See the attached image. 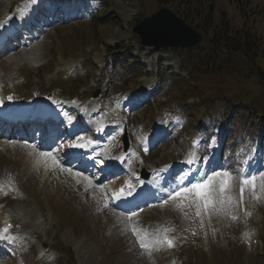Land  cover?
<instances>
[{"label":"rangeland","instance_id":"374dc122","mask_svg":"<svg viewBox=\"0 0 264 264\" xmlns=\"http://www.w3.org/2000/svg\"><path fill=\"white\" fill-rule=\"evenodd\" d=\"M159 1L164 3L171 0ZM191 1L194 4V1ZM207 2H210V5L212 6L210 9V19L213 18L216 23L221 22L223 19L228 20L232 30L248 29V32L251 34L257 32L259 35L264 36V26L261 27L258 24L261 23L264 16V0H250L248 4L247 1L244 0H207ZM196 3L203 5V3H206V1L198 0ZM116 4L118 8L117 14H109L107 17L109 19H114L115 16L121 15L125 19L124 23H120L119 25L116 23L110 24L111 26H108L107 24L106 26L94 27L92 22H90L86 24L89 26L77 24L75 27L70 26L69 28H63L60 26L62 28L57 29L56 27L59 26L54 25L47 31L39 33L40 38L37 41L39 45L38 48L36 51H31L35 47V45H32L29 50V55H21L22 59L24 58V60L18 64L17 70L12 71L8 66V61L11 63L12 60L10 59L12 58H0V78H2V89H0L1 98L8 100L12 92L13 96L15 97L14 99H20L24 103L30 102L34 96L38 94H40L42 97L48 98L49 100H51V98L58 99L61 100L60 109L67 118L77 117V113L79 112L77 107H79L81 110L83 108L87 109L88 105H92V112H100L101 108L99 102L96 100H91V96L96 91H101V96L103 93V88L106 87L108 81L110 85L111 74L106 72L107 64L110 62L108 55L112 56L113 59H117L119 55L117 52L112 53L109 49L103 46L102 43L106 41L107 44L112 46H118L123 43L127 44L128 42L132 43V26H135L137 23L144 20L142 14L145 12L140 0H116ZM4 11H6L5 4L0 7V24H2V26V20L4 18L2 15ZM254 11L259 12V15L254 13ZM105 12L106 11L101 13ZM149 15L150 11L146 13V17ZM12 19L13 18H11V20ZM200 21L206 24L207 18L202 17ZM0 30H3V28L1 27ZM86 33H89V35H84L82 37V35ZM91 40H97L98 49H93L87 44ZM132 44L135 46L136 41ZM235 47H237V45ZM87 48L91 52L90 59L88 61L84 58H81V56L86 57L88 55L85 51ZM138 48L139 46L136 45L135 49L138 50ZM146 50L147 51L144 52L146 59H144L143 62L147 64L149 67L148 69H151L153 68L152 53L148 51L149 49ZM22 51L23 50H17L16 52L19 54ZM37 51H39L38 54H36ZM70 54H77L79 57L77 59ZM222 56L226 62L225 67L228 71L224 77L222 73H220L222 78H218L216 81H206L204 78H202L203 75L191 70L189 71L190 78L183 85L181 94H177L178 98H176V100H179L180 102H185L191 99L196 101L205 100L211 95L210 91L214 89L217 83L225 82L230 77L232 79L234 72H240L241 66L239 63L233 62L230 67V56L224 52ZM262 57L263 52H259L258 56H254V59L260 61ZM86 61L89 72V75L86 77L87 83L85 81H81L79 76H74L68 73L71 67L83 64ZM1 68H3V70H1ZM255 69L256 66H253V71ZM121 73L124 75L127 73V71H121ZM251 73L252 71L250 72V70L246 71L245 74H247V76L245 77H249ZM254 80L255 79H253L252 82ZM59 84H62L63 86ZM222 84L226 86V83ZM243 86H246L245 97L241 95L243 91H239L243 89ZM253 86H249L247 82L236 86V89L239 91V93H241L239 94V99L241 102L248 101L249 89H251ZM70 87H74L78 92L76 96L71 95ZM122 87L125 88L124 84ZM141 87H139L140 89H138V93L142 91L143 88ZM56 91H58V93H56ZM185 94L187 97L184 96ZM75 97H77V99L74 100L73 98ZM87 101L92 103L87 104ZM159 108L161 107L159 106L156 108L157 115L160 114L158 111ZM90 114L91 112L89 115ZM140 114L141 119H147L149 117L146 110ZM176 139L178 142L176 144H171L172 147L169 151H167V146L160 153H173L174 155H180L185 147H187V142L185 140L181 141L180 136ZM26 147H28L29 150H35V148L31 146H25V148ZM54 149L55 147H51L52 151H54ZM21 152V149L16 147L7 151L3 150L1 154L9 155V160L12 159L14 166L17 167L19 171L21 170L22 173L23 171L26 172V166H31L32 163L27 158L26 154L23 153L22 155ZM18 153H21V156ZM57 158V162L61 163L63 166V168H61L59 165H57V169H59V172H56L57 177H53V175H44L39 172L33 173V175H31L32 180L30 177L24 176V179L29 180H24V183L26 182L28 184L27 186L29 191L34 196L39 197L43 203L53 199V197L56 199L63 197L65 191L62 188H64L65 184L68 182L72 183V188L76 186L71 180L72 177L67 175L68 170L62 163V158H60L58 155ZM5 160L3 162L6 164L7 162H5ZM8 164L10 165L12 163ZM41 164L43 165V163ZM41 164L39 166H41ZM34 166L36 167V163H34ZM66 170L67 172L64 173ZM29 172L32 173L30 170ZM96 188H99L98 196H96L95 193L94 195L89 193L84 199L85 203L78 199L80 205L74 215L75 220H72V222L77 223L76 227L78 234L80 235L78 236L75 232L76 238H74L73 228L65 225L64 222L60 221L53 215L52 223L55 224L53 228L44 227L40 229H33V231H36L39 234V239L35 242L37 248H39L41 245L43 246V244H52V240H58L63 241L72 247L77 252V255H79L82 249L80 245L81 243L84 245V259L88 261V264H145L142 258L141 250L135 245V242L128 233L125 224H117L116 230L114 229L113 232L114 227L110 223L92 215V210L89 206L92 208L97 206L100 209L99 213H105L106 208L105 203L102 201L104 197L102 188ZM71 192L74 194L73 190ZM94 196H96L98 200H95ZM171 209L172 210L169 212H159V214H167L170 217L174 215L176 221L186 225V214L184 212L183 206H181L179 203L174 205V203L171 202ZM228 209L233 212L231 208ZM63 211L66 212L65 209ZM205 211L208 218L214 214H217L215 209L209 208L205 209ZM77 220H84V223L87 224L86 235L83 234L85 230L84 225L82 223L79 224ZM233 221L235 220L230 219L231 231H233V228L235 227ZM215 222L216 217H213V223ZM63 230L64 233L62 234L61 232ZM105 231H107L109 234H105ZM226 231L228 232L227 229ZM235 241L236 240H232V247L236 250L237 245L235 244ZM247 247L249 246L246 245V248L242 249L240 246H238L241 257H243V262L244 258H246L248 264H264V257L260 255H252L251 252H248L249 249ZM221 256L225 258L224 253H221ZM224 263V260H217V264ZM232 263L242 264V261L237 255L236 259H232Z\"/></svg>","mask_w":264,"mask_h":264},{"label":"snow or ice","instance_id":"6c2138e0","mask_svg":"<svg viewBox=\"0 0 264 264\" xmlns=\"http://www.w3.org/2000/svg\"><path fill=\"white\" fill-rule=\"evenodd\" d=\"M9 99H12L9 97ZM3 101H0L2 103ZM48 155H51V153H47ZM195 161L189 160L185 161L186 164H193ZM204 164H207V160L203 161ZM213 176L219 177L220 172H217L213 170L212 173H205L199 180L196 179H190L188 183H185L183 185H177L175 189L171 193H169V197L171 199H177V198H185L190 195L194 200L199 201L200 204H197V208L199 209L201 204L204 209H209L214 206L215 204V196L217 195V189L215 182L213 180ZM226 177H230L229 173H225ZM243 185H251L253 190L256 188V177L251 176L250 178H244L242 181ZM230 185V179H224L221 181L219 186V195L223 197V194L227 191L228 187ZM244 188H241V195H243ZM130 195V193H129ZM149 195V193H146L144 196ZM143 196V197H144ZM119 201H122L124 203H135L137 197L133 196L131 200L128 199V196H120L116 198ZM167 202V199L164 201ZM223 199H221V204H223ZM197 216L200 215V211L198 210L196 213ZM235 219V217H233ZM0 239H7L6 236H0ZM165 243L169 247H174V240L169 239L165 237L164 240ZM141 247H147L145 244H141Z\"/></svg>","mask_w":264,"mask_h":264},{"label":"water","instance_id":"95a60500","mask_svg":"<svg viewBox=\"0 0 264 264\" xmlns=\"http://www.w3.org/2000/svg\"><path fill=\"white\" fill-rule=\"evenodd\" d=\"M135 31L140 35L143 46L181 48L197 45L201 37L192 34L189 39V30L175 15L167 10H161L151 18L142 22ZM194 36L196 38L194 39Z\"/></svg>","mask_w":264,"mask_h":264},{"label":"bare ground","instance_id":"6f19581e","mask_svg":"<svg viewBox=\"0 0 264 264\" xmlns=\"http://www.w3.org/2000/svg\"><path fill=\"white\" fill-rule=\"evenodd\" d=\"M39 28L42 29L41 27H39ZM14 29H15V26H14V28L12 30H14ZM26 30H28V29H26ZM10 32H13V31H10ZM36 33H39V32L36 31ZM34 35H36V34H34ZM32 40H34V39H32ZM29 46H30L29 42H26V47L28 48ZM21 48L24 49L23 53L25 55H29L30 54L29 50H25L24 45H21ZM36 49H37V47H34L31 51H36ZM13 52H15V51H11L7 55L13 54ZM38 52L39 51H37L36 54H38ZM21 55L22 54H13V56L10 57L12 59L9 58L10 60H12L11 63H9V61H8V66H9L10 70L14 71V70L18 69V64L24 60V58L22 59ZM36 97L40 98V102L39 103H32L31 106L36 107V109L39 111V113L47 112L49 108L50 109L53 108L52 105H51V102H49L47 99L39 97V96H36ZM28 108H30V107H28ZM10 143H17V142H10ZM46 148H47V146H46ZM20 149L22 151L21 152L22 155H23V153L26 154L27 158L32 163L31 166H29V165L26 166V172L23 171L21 173V177H22L23 180H26V179H24V176L30 177V179H31V177H32L31 175H33V173H37V172H39L41 174H44V175H45V172H48L50 176L53 175V177H54L55 176L54 175L55 171H53V170L55 169V167H57V165H59L61 168H63L62 164L57 162L56 156L53 157V155H54L53 152H51V155H48L46 152H39V151H36V150H29L28 147L25 148V146H20ZM21 153H20V156H21ZM23 160H24V157H23ZM34 163H36V167L34 166ZM41 163H43V165ZM40 164H41V166H39ZM27 168H28V170H27ZM29 170L32 171V173H30ZM26 181H29V180L27 179ZM89 187H93V184L90 183ZM27 226H28L27 223H23L22 224L23 228H27Z\"/></svg>","mask_w":264,"mask_h":264},{"label":"trees","instance_id":"16d2710c","mask_svg":"<svg viewBox=\"0 0 264 264\" xmlns=\"http://www.w3.org/2000/svg\"><path fill=\"white\" fill-rule=\"evenodd\" d=\"M172 2V4L173 3H175V2H177L176 0H172L171 1ZM262 22H264V18H263V21ZM259 24V26H261L262 27V24L261 23H258ZM237 34V33H236ZM237 35H239V37L236 39L237 41L234 43V44H236L237 43V48H238V52H239V54H240V49H242L243 50V52H242V54H240V56H241V58H242V60H246V61H248L247 60V57H250V56H253V55H255V54H257L258 52H255L256 50H258L259 51V47H258V45L257 44H255V41H259V45H263V50H264V36H262V35H259L257 32H256V36L257 37H255V36H253L250 32H248L247 30H245V31H242L241 33H239V34H237ZM241 37H248L249 39H251V40H246L245 41V39H243V38H241ZM251 37V38H250ZM233 41H235V39H233ZM233 41H231V43L233 44ZM185 54H184V56L186 55H188L187 54V52L185 51L184 52ZM207 54H209V53H206L204 56H206ZM184 62H186V60H184ZM263 63H264V60L261 62V64H258V63H256V64H254L256 67H263L264 65H263ZM257 71H259V70H257ZM260 72V71H259ZM255 75H257L256 77H255V81L257 82V83H259V88L258 89H264V74L263 73H261V74H256L255 73ZM260 78V79H259ZM215 79H217V78H214L213 77V80H215ZM228 80V79H227ZM206 84V83H205ZM182 87H183V85L182 84H180L179 86H176V92H182ZM220 88L221 90H223V85H222V83H217L216 85H215V87H214V89H216V88ZM254 101L259 105V107L260 108H262V107H264V91H258V92H256L255 93V95H254Z\"/></svg>","mask_w":264,"mask_h":264}]
</instances>
